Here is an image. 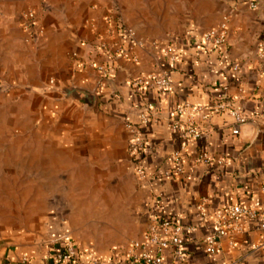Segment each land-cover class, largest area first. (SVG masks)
<instances>
[{
	"label": "crops",
	"instance_id": "0c3cea01",
	"mask_svg": "<svg viewBox=\"0 0 264 264\" xmlns=\"http://www.w3.org/2000/svg\"><path fill=\"white\" fill-rule=\"evenodd\" d=\"M28 10L36 16L32 35L23 24ZM225 17V45L204 42V31ZM158 23L164 26L154 29ZM168 43L178 48L173 64L161 55ZM153 72L168 75V90L131 84ZM69 87L88 91L93 100ZM0 98L18 105L4 109L17 119L29 118V110L19 107L25 104L52 127L64 115L71 127L56 134L62 145L54 150L61 157L70 160L72 153L74 160L128 178L116 204V222L128 233L116 243L98 247L74 238L67 223L50 222L46 239L1 246L0 264H20L22 256L30 264H71L48 255L66 239L77 250L75 264H141L125 256V247L152 219L189 229L179 264H264L258 221L220 239L214 254L202 246L218 209H264V0H0ZM184 103L227 106L207 120L197 114L201 138L183 140L170 129L168 112ZM231 109L245 118L236 135ZM132 127L145 141L136 164L125 151ZM202 152L213 162L196 163ZM174 153L181 156V174L175 173ZM135 166L149 177L138 178ZM162 264L176 263L167 252Z\"/></svg>",
	"mask_w": 264,
	"mask_h": 264
},
{
	"label": "rangeland",
	"instance_id": "374dc122",
	"mask_svg": "<svg viewBox=\"0 0 264 264\" xmlns=\"http://www.w3.org/2000/svg\"><path fill=\"white\" fill-rule=\"evenodd\" d=\"M17 107L0 98V247L25 237L46 239V223L56 221L67 223L80 241L98 247L116 243L128 233L116 222V204L121 203L117 197L128 184L127 175L105 173L93 163L74 160L72 153L70 160L61 157L54 149L62 145L56 134L71 127L65 116L59 115L52 127L26 104L19 107L29 110L28 119L4 112Z\"/></svg>",
	"mask_w": 264,
	"mask_h": 264
},
{
	"label": "built area",
	"instance_id": "2783aa9c",
	"mask_svg": "<svg viewBox=\"0 0 264 264\" xmlns=\"http://www.w3.org/2000/svg\"><path fill=\"white\" fill-rule=\"evenodd\" d=\"M256 7L255 4H252ZM35 12L28 10L24 13V27L30 31L34 26ZM227 17L213 29L204 31L202 40L216 47H223L227 40ZM161 55L167 58V61L174 63L179 56L178 48L174 43L166 44ZM233 70H237L233 66ZM133 86L153 87L159 91H166L170 88V79L164 72H153L145 76H138L131 82ZM227 105L217 104L216 106L204 108L203 106L190 105L187 103L174 106L168 112L170 129L179 134L183 140L201 138V131L195 123V116L201 114L203 120H207L214 113H218ZM231 115L234 117V124L231 132L236 135L239 133V126L245 122L244 116L238 109H231ZM185 119L183 122L182 119ZM145 147V141L138 133L136 128L132 127L131 136L126 142V155L136 164ZM171 159L175 163V173L181 174V156L179 153L171 155ZM196 163H211L213 159L206 153H199L195 157ZM224 160H219L221 163ZM135 173L138 178L146 179L149 175L140 166H135ZM199 216L204 218V207L202 204L197 206ZM246 221H258V227L264 229V209H257L251 206L244 205H228L218 209L214 214L211 231L206 233L203 240V250L207 254H214L218 247L220 239L224 237L231 238L233 234L242 230L243 224ZM190 234L189 229L175 223L169 219H152L141 237L132 240L125 247V256L141 264H162L163 258L169 252L176 264L182 263L184 254L182 245L185 237ZM53 255L59 261H65L71 264L77 263V250L73 243L65 240L63 246L50 249L48 255ZM20 264H30L26 256L19 259Z\"/></svg>",
	"mask_w": 264,
	"mask_h": 264
},
{
	"label": "water",
	"instance_id": "95a60500",
	"mask_svg": "<svg viewBox=\"0 0 264 264\" xmlns=\"http://www.w3.org/2000/svg\"><path fill=\"white\" fill-rule=\"evenodd\" d=\"M67 89V90H66ZM66 89H63V91H67V92H73L74 94H76L78 97H83L84 99L86 98H90V100H93V95L90 94L88 91L84 90V89H81V88H76V87H69L66 88ZM91 103H87L88 106H91L90 105Z\"/></svg>",
	"mask_w": 264,
	"mask_h": 264
}]
</instances>
